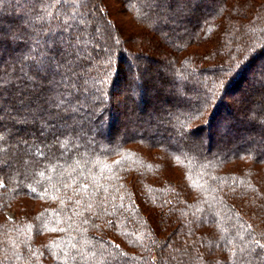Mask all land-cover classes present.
I'll list each match as a JSON object with an SVG mask.
<instances>
[{
	"label": "trees",
	"instance_id": "trees-1",
	"mask_svg": "<svg viewBox=\"0 0 264 264\" xmlns=\"http://www.w3.org/2000/svg\"><path fill=\"white\" fill-rule=\"evenodd\" d=\"M109 1L0 0V264H264V0Z\"/></svg>",
	"mask_w": 264,
	"mask_h": 264
},
{
	"label": "rangeland",
	"instance_id": "rangeland-1",
	"mask_svg": "<svg viewBox=\"0 0 264 264\" xmlns=\"http://www.w3.org/2000/svg\"><path fill=\"white\" fill-rule=\"evenodd\" d=\"M192 1L193 4H201V5H204L206 6V4H210L211 0H190V2ZM123 6H120V3H118L117 0H110L109 1V8L111 9V13H110V17L111 19L114 21V23L118 26H120L125 32H127L128 30H130V22H132V17L131 15L126 11L124 10V8H122ZM125 38V37H124ZM150 53H152L153 55H156V53H153L150 51ZM261 67H262V64H260V66L258 67L257 69V72H261ZM155 71V68L153 69L152 72ZM253 97V96H252ZM232 98L234 99H238L239 98V101L241 100L240 96L238 94L236 95H233ZM249 102V103H248ZM245 106H249V105H252V101L251 99H247L245 100L244 102ZM254 106H257L256 104H254ZM129 120V119H128ZM132 119H130L129 121H131ZM259 132L258 131H253L252 132V136H257L259 135L258 134ZM263 135V134H261ZM198 140L202 139V133L201 135L199 136V138H197ZM20 166L18 165L17 167H14V168H19ZM9 216H11L12 214L11 213H8Z\"/></svg>",
	"mask_w": 264,
	"mask_h": 264
},
{
	"label": "snow or ice",
	"instance_id": "snow-or-ice-1",
	"mask_svg": "<svg viewBox=\"0 0 264 264\" xmlns=\"http://www.w3.org/2000/svg\"><path fill=\"white\" fill-rule=\"evenodd\" d=\"M36 67H37V70H38V71H43L44 68H45V64H44L43 61H38V62H36ZM34 90H35V89H33V91H34ZM31 99H32L31 97H28L27 99H25L24 96H21L17 102L21 105V107H24L25 105L30 104ZM2 112H3V109L0 108V113H2ZM23 115H24L25 117H27V115H29V113H23Z\"/></svg>",
	"mask_w": 264,
	"mask_h": 264
}]
</instances>
